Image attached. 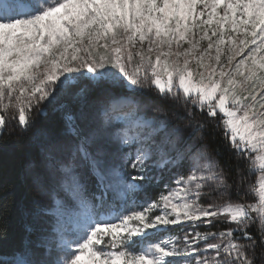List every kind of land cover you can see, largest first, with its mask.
<instances>
[{"label":"snow or ice","instance_id":"6c2138e0","mask_svg":"<svg viewBox=\"0 0 264 264\" xmlns=\"http://www.w3.org/2000/svg\"><path fill=\"white\" fill-rule=\"evenodd\" d=\"M143 93L182 101L186 122L122 102ZM47 109L62 128L40 125ZM216 129L247 173L221 165ZM9 144L27 147L18 179L34 195L8 264H264V0H0ZM176 168L166 193L135 203ZM15 191L0 171V241Z\"/></svg>","mask_w":264,"mask_h":264},{"label":"trees","instance_id":"16d2710c","mask_svg":"<svg viewBox=\"0 0 264 264\" xmlns=\"http://www.w3.org/2000/svg\"><path fill=\"white\" fill-rule=\"evenodd\" d=\"M69 106L71 107L72 105L69 104ZM38 120L40 125L44 128L60 129L63 126L61 113L52 109H48L44 114H40ZM209 144L214 153L217 145L220 146L218 158L225 169H231L235 174L236 168L239 167L242 171L247 173L245 163L240 162L238 164V160L235 158V153L229 149L227 143L222 139L220 129L215 130L214 138H209ZM27 154L28 150L26 146L9 144L6 148H0V171L8 177L16 180L15 202L11 208V227L9 229V236L6 241H0V260L4 261L5 264H8L12 259L13 253H15L20 247L23 236L22 223L17 209L20 207H28L34 195V193L18 179V174L23 167ZM255 178V175L247 176V179L245 180V190H247V185L253 182ZM162 187L163 184H152L148 187L147 195L151 200L156 199L159 196ZM233 198L237 199L238 197L234 196ZM247 200H249V197Z\"/></svg>","mask_w":264,"mask_h":264},{"label":"rangeland","instance_id":"374dc122","mask_svg":"<svg viewBox=\"0 0 264 264\" xmlns=\"http://www.w3.org/2000/svg\"><path fill=\"white\" fill-rule=\"evenodd\" d=\"M64 102L72 105L71 97H65ZM122 102L125 104H128V103L139 104L140 105V115L143 118H145L149 121L156 122L158 124L161 121H166V122H169L171 124L186 122V118L184 119V121H181V119H180L181 117H184L183 108H182V103H183L182 101L180 102L179 105H176V107H173L174 102H172V101H167V102L162 101L154 93H143V94L137 95L135 97L129 96L126 100H124ZM153 104L158 105L160 108V111H153L152 108L150 107ZM45 111L42 112L41 114H44ZM183 174H184V171L181 168H176L175 171L169 169L167 171H164L163 173H160L159 171H157L155 174L154 182L152 184H154V185L163 184L162 190L159 193V195H160L161 193H166L168 188L173 187L174 186L173 181L175 179H177L180 175H183ZM152 184H150V185H152ZM150 185H146L144 189H139L137 191V193L133 197V200L135 201L136 204L143 205V204H145V202L151 201L150 197L147 195V189ZM139 193L142 194L140 201H139V197H138ZM248 197H249V200H247ZM233 199H235V198H233ZM246 200L249 202L253 201V196L252 195L247 196ZM116 211H118V209L115 211H112L111 214L114 215L116 213ZM177 226H174L173 232L170 233L171 235L183 236L185 231L190 232L192 230L191 225H188V224L177 225ZM199 230L205 231L207 229L205 226H201ZM213 230H215V229H213ZM221 230H223V229L221 228Z\"/></svg>","mask_w":264,"mask_h":264}]
</instances>
